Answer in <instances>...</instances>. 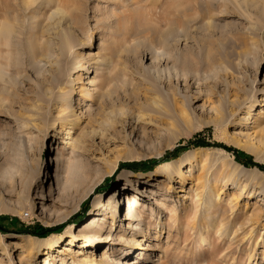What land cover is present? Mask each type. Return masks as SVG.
<instances>
[{
    "label": "rangeland",
    "instance_id": "374dc122",
    "mask_svg": "<svg viewBox=\"0 0 264 264\" xmlns=\"http://www.w3.org/2000/svg\"><path fill=\"white\" fill-rule=\"evenodd\" d=\"M4 20L12 31L0 39V264L264 261V172L225 148L264 165V0H0ZM57 144L65 164L78 150L91 170L55 207ZM133 162L154 165L124 167ZM167 162L170 179L144 186L128 175ZM122 187L143 201L132 221L140 231L117 226L123 192L116 218L106 211L107 241L82 247L78 226ZM150 188L155 199L141 195ZM31 228L55 230L23 232ZM25 235L50 236L57 247L37 251Z\"/></svg>",
    "mask_w": 264,
    "mask_h": 264
},
{
    "label": "bare ground",
    "instance_id": "6f19581e",
    "mask_svg": "<svg viewBox=\"0 0 264 264\" xmlns=\"http://www.w3.org/2000/svg\"><path fill=\"white\" fill-rule=\"evenodd\" d=\"M11 31H12V26L10 23L6 22L5 20L0 23V39H2L3 37L9 36ZM1 77H2V73L0 71V78ZM109 80L111 81V78H109ZM61 98L65 99V96H62ZM172 98L174 99L173 95H172ZM105 102L106 101L104 100L102 103L104 104ZM184 105H185V107L188 106L186 99L184 101ZM186 108H187V110H189L188 109L189 107H186ZM79 138L81 139V137H79ZM75 140H76L75 143H77L79 141L78 139H75ZM80 143L82 146L83 142L81 141ZM77 147H78V145H77ZM75 150H76V148H75ZM215 150L224 152L220 148H216ZM53 160L55 161V168H54L53 177H52V175H50V177H49V179H51V183L49 184L48 192L50 193L53 190H56L58 199L56 201H53L54 206L56 207V206H60L62 204H65L66 203L65 201H66V199H68L69 194L73 191L76 192V189L80 185L84 184L85 179L87 178L86 173H88L91 169L89 167L90 166L89 165L90 159L88 158V155H86L83 152H80L78 150H77V152H74L73 159L68 160L67 164H65L62 160V152L60 151L58 144L55 146V155H54L52 161ZM170 165H172V162H167L164 165H162L161 167L156 168L152 173L147 172L145 174L141 173L139 175H137L135 173H132V175H131L130 173H128V175L134 176V177L139 176L142 179H146L145 181L138 182L139 185L144 184V186H145V184H148L149 180L153 179L155 176L165 175V176L169 177V179L172 178L174 171H172V169L170 168ZM114 166H115V164H110L107 166V168L105 170L98 171V173H97L98 177L86 185L84 191L81 194V197L76 201L74 208L71 211H69L67 214L63 215L60 219L65 220L66 218L69 217V215L72 212L76 211L79 207L80 202L93 191L95 186H97V184H99L101 182L103 177L105 175H107L114 168ZM46 169H47V167H46ZM254 169L257 170L256 168H254ZM0 171H1V169H0ZM259 173H261V172H259ZM121 179L122 178L119 177V180H121ZM52 183L55 185V187H53L54 185ZM123 192H125V196H126V199L124 200V205H123V211L125 209V212H124L123 217H121V214H120V218L118 219L117 226L120 227L121 226L120 222L123 220V221H126L127 224L131 223L130 225H133V227H132L133 231L141 229L137 225L138 222L132 223V221L135 220V216H136L135 213L136 212H137V217H141V215L139 214L141 211L139 209V205H141L143 201L138 196V189H136V188L132 189V188H128V187L127 188L122 187L119 190L114 189L111 193H109L110 196L106 200V202L102 204L103 207L101 209H98L97 213L89 216L86 220H84L82 222V225L78 226V231H79V237L78 238L83 240L82 241V243H83L82 247H86V248L94 247L96 245H99L100 242L107 241L108 237L106 238V237L102 236L103 227H104V223L106 221V215H107L106 211L111 210V220H114L116 218V214H118V207H119L118 197H119L120 193H123ZM112 194H114V195L111 196ZM155 194H156V192L150 188V191L148 193L143 192L141 195H143V197L145 196L149 199H155L154 198ZM41 196H42V194H41ZM99 204H100V197L94 198L92 200L93 207L97 208L99 206ZM41 207L44 208V204H42ZM70 228H72V227H70ZM217 230H219V229H217ZM0 236H1V234H0ZM22 237L32 238L33 240H35L34 245L36 246L37 251L40 250L39 248L57 247L56 242H54L55 244L51 243L52 237H50V236H47L45 238H36V237H31V236L25 235ZM76 237H77L76 234L71 235V238L69 239L70 245L74 244V242L76 241ZM60 238L61 237H59V239ZM130 241H132V243H129L130 246L128 247V252L123 255V258H127L129 255H132L134 252V251L130 252V250L132 249V245L134 244V242H136V240H134V237H132V238H130ZM201 242H202V245L203 244L205 245V243L207 242V237L203 236L201 238ZM19 245H20V241L14 242V246H19ZM123 246H124V244H120L119 249H120V247H123ZM59 248H60V245H59ZM84 260L88 261L87 264H96L95 260L89 259L88 256H85ZM263 262H264L263 260H259V261L254 262V264H262ZM115 263L116 264H141L137 260L128 261L127 259L116 260Z\"/></svg>",
    "mask_w": 264,
    "mask_h": 264
},
{
    "label": "trees",
    "instance_id": "16d2710c",
    "mask_svg": "<svg viewBox=\"0 0 264 264\" xmlns=\"http://www.w3.org/2000/svg\"><path fill=\"white\" fill-rule=\"evenodd\" d=\"M189 144H192V145H194V144L195 145H205L204 142H201V141L199 142L197 140H194V141L192 140V141L189 142ZM225 148L227 150L232 151V153L235 155V158H236V160L238 162L242 163L245 166H249V165L256 166V167H258L260 170H262L264 172V165L252 162L251 157L248 154H245L244 152H242L240 150H237V149H234V148H230V147H225ZM153 165H154V162H151V164L150 163H134L133 162V163L124 164V167L132 168V169H143V170H146V169L151 168ZM73 221L77 222L79 220L75 216V218H73ZM58 228H60V226H58ZM0 230L4 231V229H2L1 227H0ZM51 230H55V229L52 228V229L42 230V228H41L40 231H38L37 228H31V229H25V230H23V232L29 233V234H32V235H37V236H44V235H46L47 232H49Z\"/></svg>",
    "mask_w": 264,
    "mask_h": 264
}]
</instances>
